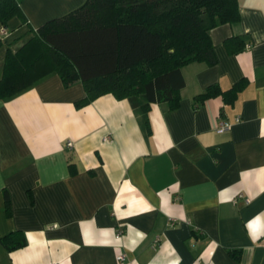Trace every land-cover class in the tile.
<instances>
[{
  "label": "crops",
  "instance_id": "1",
  "mask_svg": "<svg viewBox=\"0 0 264 264\" xmlns=\"http://www.w3.org/2000/svg\"><path fill=\"white\" fill-rule=\"evenodd\" d=\"M17 2L26 23H7L0 77L8 51L85 0ZM238 7L209 32L216 65L181 68L176 108L150 105V134L111 94L77 109L83 85L55 73L0 100V264H264V0ZM233 37L245 47L230 54ZM242 81L231 105L195 100ZM15 231L26 245L9 252Z\"/></svg>",
  "mask_w": 264,
  "mask_h": 264
},
{
  "label": "trees",
  "instance_id": "2",
  "mask_svg": "<svg viewBox=\"0 0 264 264\" xmlns=\"http://www.w3.org/2000/svg\"><path fill=\"white\" fill-rule=\"evenodd\" d=\"M12 18L26 23L17 0H0V28ZM239 21L238 0H85L33 31L32 39L16 53L7 52L0 100L11 99L55 73L64 88L83 85L85 96L74 104L77 109L111 94L129 101L150 134V105L176 108L184 86L181 68L191 63L216 65L209 32ZM233 41L237 48L231 47ZM224 45L230 54L245 47L240 37L227 39ZM245 87V81L227 91L211 86L195 100L221 97L231 105ZM6 209L9 214L8 201ZM1 244L11 252L23 248L26 240L15 231Z\"/></svg>",
  "mask_w": 264,
  "mask_h": 264
},
{
  "label": "built area",
  "instance_id": "3",
  "mask_svg": "<svg viewBox=\"0 0 264 264\" xmlns=\"http://www.w3.org/2000/svg\"><path fill=\"white\" fill-rule=\"evenodd\" d=\"M6 35H7V30H6V28L1 27V28H0V41H2L3 38H4ZM239 121H240L239 118H236V119H235V122H236V123H238ZM229 127H230V124H229L228 122H226V121L221 120V121H219V123H218V130H220V131L227 130ZM66 146L70 148V147H72V143H71V142H68V143L66 144ZM246 202H248V201H246ZM117 260H118L119 262H122V261L124 260V255H122V254L117 255Z\"/></svg>",
  "mask_w": 264,
  "mask_h": 264
}]
</instances>
